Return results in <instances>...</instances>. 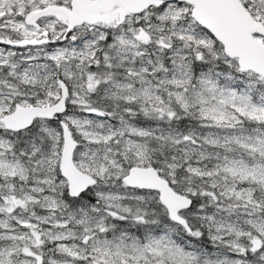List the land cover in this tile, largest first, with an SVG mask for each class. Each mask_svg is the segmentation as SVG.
I'll return each mask as SVG.
<instances>
[{"label":"snow or ice","instance_id":"1","mask_svg":"<svg viewBox=\"0 0 264 264\" xmlns=\"http://www.w3.org/2000/svg\"><path fill=\"white\" fill-rule=\"evenodd\" d=\"M0 264H264V0H0Z\"/></svg>","mask_w":264,"mask_h":264}]
</instances>
